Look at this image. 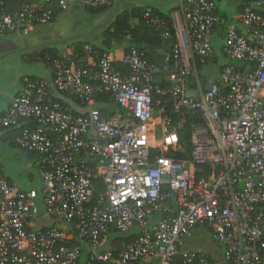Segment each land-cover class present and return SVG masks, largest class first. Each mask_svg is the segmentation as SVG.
<instances>
[{
	"label": "built area",
	"instance_id": "obj_1",
	"mask_svg": "<svg viewBox=\"0 0 264 264\" xmlns=\"http://www.w3.org/2000/svg\"><path fill=\"white\" fill-rule=\"evenodd\" d=\"M71 1L1 10L0 34L26 37L52 22L53 4L65 10ZM243 1L237 22L223 24L214 0H182L181 22L172 25L175 42L161 66L139 49L123 55L126 73L91 46L84 48L94 58L89 67L47 57L52 85L86 108L85 114L70 112L45 82L23 78L22 93L0 115V131L17 130L16 145L37 157L40 187L19 189L0 165V264L261 262L264 0ZM114 3L91 0L89 8ZM142 20L162 43L172 38L167 21L151 6ZM214 34L222 36L227 61L204 91L196 61L214 56ZM100 94L121 111L103 112ZM186 112H199L204 123L192 128V159L179 160L177 127ZM198 228L222 247L220 261L183 248ZM111 232L135 238L119 251L104 249Z\"/></svg>",
	"mask_w": 264,
	"mask_h": 264
},
{
	"label": "crops",
	"instance_id": "obj_2",
	"mask_svg": "<svg viewBox=\"0 0 264 264\" xmlns=\"http://www.w3.org/2000/svg\"><path fill=\"white\" fill-rule=\"evenodd\" d=\"M3 1L4 0H0V5L5 3V8H1L0 11L4 9L8 12L15 11L22 5L39 6L42 4V0ZM90 1L91 0H72L67 9L58 10L56 12L52 22L44 26L36 27L26 37L11 33L0 34V57L7 58L10 55L23 53L24 60L27 63V66L21 68L20 73L15 76L14 80H9L6 74L0 73V115H3L7 111L12 100L22 93L23 78L25 77L45 82L54 98L63 101L62 103L70 112L77 114L87 113L86 108L79 105L73 98L59 93L52 85L53 68L52 64L47 62V59H44L45 55L54 56L53 59H66L74 67H89L93 63L94 58H87L85 54L82 56L77 52V49L81 47L84 50L86 46H91L94 50L106 49L112 60L116 62H122L123 55L131 49H141L145 51L151 63L157 66H161L168 61L171 43L169 41L162 43L157 40L153 34L146 31L138 18H133L129 21L130 27L135 29H133V35H122L112 40L108 47H104L102 41L103 34L111 26V22L114 20L115 16L123 12L131 13L143 11L146 7L145 5L137 2H124L128 0H118L119 3L115 11L114 7L116 2L101 12H93L89 10ZM144 1L149 2L151 7L158 10L160 13L168 15L173 25L178 26L180 24L182 0ZM214 2L217 6V15L223 24L236 23L245 5L243 0H214ZM82 9L90 12V14L96 18L95 24L92 26L86 24L82 31H64L61 22L66 20L69 14L79 13ZM209 42L215 50L214 57L199 67L200 80L203 82L205 89L217 80L222 64L227 61L223 52L224 43L221 34L212 35L209 38ZM191 88V93L194 94L193 86H191ZM0 132L3 133L2 139L8 138L11 140L15 135L12 130H3ZM26 158L29 160V163L31 162L38 169L36 156H26ZM37 172L39 171L37 170ZM4 176L10 183L18 187L9 177L8 173L6 174L4 172ZM18 188L22 189L20 187ZM38 224L47 225L45 222H40ZM204 232L207 231L200 228L195 229L190 243L193 244L195 237L204 235ZM189 250H200L204 253L208 251L209 255L216 261L221 260L223 253L221 246H215V248L212 249L211 245L208 243H202L200 248ZM259 264H264V258Z\"/></svg>",
	"mask_w": 264,
	"mask_h": 264
},
{
	"label": "trees",
	"instance_id": "obj_3",
	"mask_svg": "<svg viewBox=\"0 0 264 264\" xmlns=\"http://www.w3.org/2000/svg\"><path fill=\"white\" fill-rule=\"evenodd\" d=\"M3 2H7V0H4ZM1 8H5V3L0 5V9ZM52 8L54 9V16H55L56 12L59 9L57 8V6L55 4L52 5ZM105 9H107V8L98 9V10H94V9L89 8V10L93 11V12H101ZM143 11L131 12V13L123 12V13L117 14L115 16L114 20L111 22V26L103 34V40L102 41H103L104 47L105 46L108 47L109 43H111L112 40L117 39L122 35H125V34L133 35V32L135 29L130 27V25H129V21L133 18H138L141 21L143 27L146 29V31L153 34V36H155L157 38V40L161 41L159 33L154 31L152 28H150L144 24V22L142 20ZM154 12L159 14L162 18H164L167 21L168 26L171 29V33H172V38H170V40H169V42L172 45L175 42V40L173 37L174 36V31L172 29L173 24H172L170 17L168 15H164V14L160 13L158 10H155V9H154ZM53 19H54V17H53ZM77 52H79V54H81L82 56L84 55V50L81 47H79L77 49ZM97 52L100 54H103V53L108 54L106 49L97 50ZM47 57L53 58L54 56L52 57V56L45 55L44 59L46 60ZM146 58L151 63L147 54H146ZM202 64L203 63L199 62V60L196 61V69H197V73H198V79L200 81V85H201L202 90L205 91L206 90L205 86H204V84L202 85L203 82H201L200 76H199V67ZM114 65L117 68V70H119L120 72H122V73L127 72V69L123 65L122 62L114 61ZM235 65L238 68H242V67H240L239 64H235ZM155 80H156V82H158L161 85L165 84L163 77L156 76ZM190 81L193 82V78H191ZM56 100L63 102L59 99H56ZM98 107L108 115L116 114V113L121 111L120 108L118 106H116L115 104H113V102L109 100V97L107 95H104V94L98 95ZM174 120H175V122L178 121V119L176 117H174ZM203 123H204V121H203L201 114L199 112H186L182 116L181 122L178 124V127H177V134L179 137L181 150L178 151L177 153H175L174 158L179 159V160H191L192 159V149H193L192 128L194 125H202ZM12 131H13V133H15V135H14V137H12V139L10 141H11V143L15 144V137L17 136L18 131L17 130H12ZM134 238H135V236H132V235L120 236V235H117V233H115V232H111L106 237L105 241L103 242V248L104 249L108 248V249H112L115 251H119V250L123 249V247L125 245L132 242L134 240ZM85 260H86V256L85 257L83 256L82 261L84 262Z\"/></svg>",
	"mask_w": 264,
	"mask_h": 264
},
{
	"label": "rangeland",
	"instance_id": "obj_4",
	"mask_svg": "<svg viewBox=\"0 0 264 264\" xmlns=\"http://www.w3.org/2000/svg\"><path fill=\"white\" fill-rule=\"evenodd\" d=\"M118 0H115V2ZM124 2H136L135 0H128ZM96 18H94L90 12L81 10L79 13H71L67 16L66 20L62 21V27L64 31H82L86 24L90 26L95 24ZM27 63L24 60L23 53H17L10 55L7 58L0 57V73L6 74L9 80H14L15 76L20 73L22 67H26ZM203 85V83H202ZM159 127L156 128L154 137L156 139L161 137ZM3 133L0 132V165L3 171L13 180V182L22 189H39L40 179L38 176L37 168L26 158L24 152L11 143L8 138L2 139ZM194 235V232H193ZM192 235V236H193ZM192 238V237H191ZM189 238L183 248L197 249L201 244H209L212 249L215 248L211 236L208 232H204V235L195 237V241L190 243ZM209 254V252H205ZM85 257V255H84Z\"/></svg>",
	"mask_w": 264,
	"mask_h": 264
},
{
	"label": "water",
	"instance_id": "obj_5",
	"mask_svg": "<svg viewBox=\"0 0 264 264\" xmlns=\"http://www.w3.org/2000/svg\"><path fill=\"white\" fill-rule=\"evenodd\" d=\"M137 3H140V4H143V5H145V6H150L151 4L149 3V2H146V1H144V0H135ZM118 3H119V1H116V3H115V7H114V11L116 10V8H117V6H118ZM113 11V12H114ZM112 12V13H113ZM111 13V14H112ZM26 44V43H25Z\"/></svg>",
	"mask_w": 264,
	"mask_h": 264
}]
</instances>
